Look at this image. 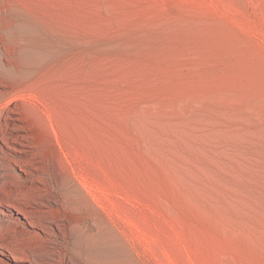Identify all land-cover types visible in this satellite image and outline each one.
Listing matches in <instances>:
<instances>
[{"label":"rangeland","instance_id":"1","mask_svg":"<svg viewBox=\"0 0 264 264\" xmlns=\"http://www.w3.org/2000/svg\"><path fill=\"white\" fill-rule=\"evenodd\" d=\"M9 1L66 40L34 125L95 162L133 264H264V0Z\"/></svg>","mask_w":264,"mask_h":264},{"label":"bare ground","instance_id":"2","mask_svg":"<svg viewBox=\"0 0 264 264\" xmlns=\"http://www.w3.org/2000/svg\"><path fill=\"white\" fill-rule=\"evenodd\" d=\"M17 3L0 0V31L29 56L5 62L0 41V264H133L124 219L95 162L51 109L43 111L48 125L35 128L37 90L57 64L47 59L68 45Z\"/></svg>","mask_w":264,"mask_h":264}]
</instances>
